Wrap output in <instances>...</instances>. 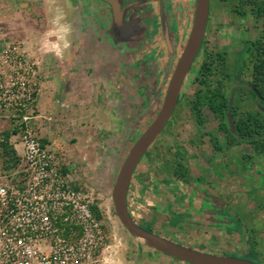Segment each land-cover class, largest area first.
<instances>
[{"label":"rangeland","instance_id":"obj_1","mask_svg":"<svg viewBox=\"0 0 264 264\" xmlns=\"http://www.w3.org/2000/svg\"><path fill=\"white\" fill-rule=\"evenodd\" d=\"M85 1L99 4L0 0V50L18 45L38 72L43 67L50 71L38 86L31 130L61 159L65 170H72L77 186L87 190L106 237L100 264H186L131 236L115 214L111 190L129 149L160 110L190 32L195 0L134 3L129 10L140 20L132 21L127 14L125 23L130 24L123 27V41L116 45L105 35L108 60L98 63L87 57V49L94 51L96 44H89V35L94 36L95 28L110 33L109 7L100 3L101 10L87 11L91 23H84L86 13L76 6L61 9ZM239 3L209 0L200 52L173 116L134 171L127 205L133 221L150 232L206 253L249 255L264 264V135L255 142L231 136L234 122L247 114L264 123V108L248 94L249 69L242 71L237 83L231 80L225 86L227 96L232 95L225 121L207 109L201 111L200 121L191 104L200 81L196 68L205 52L224 53L233 75L238 71L235 63L246 62L244 43L264 30L261 17L234 12ZM120 31L121 27L113 28L117 35ZM68 34L76 36L72 58L66 55L71 44L62 40ZM7 125L0 123V135L9 132ZM175 160L187 170L184 180L173 176ZM219 205L229 214L230 224L222 223L210 209Z\"/></svg>","mask_w":264,"mask_h":264},{"label":"built area","instance_id":"obj_2","mask_svg":"<svg viewBox=\"0 0 264 264\" xmlns=\"http://www.w3.org/2000/svg\"><path fill=\"white\" fill-rule=\"evenodd\" d=\"M38 77L18 45L0 50V122L9 131L0 135V264H100L106 237L87 190L31 130Z\"/></svg>","mask_w":264,"mask_h":264},{"label":"water","instance_id":"obj_3","mask_svg":"<svg viewBox=\"0 0 264 264\" xmlns=\"http://www.w3.org/2000/svg\"><path fill=\"white\" fill-rule=\"evenodd\" d=\"M209 19V0H195L193 20L185 46L174 66L160 110L136 139L123 161L111 190L114 211L125 230L158 253L186 264H257L253 260L206 253L145 230L130 216L127 196L134 171L151 145L164 131L180 99L181 90L204 41Z\"/></svg>","mask_w":264,"mask_h":264},{"label":"trees","instance_id":"obj_4","mask_svg":"<svg viewBox=\"0 0 264 264\" xmlns=\"http://www.w3.org/2000/svg\"><path fill=\"white\" fill-rule=\"evenodd\" d=\"M234 12L240 17H245L247 13H251V15L264 19V0H240V3L234 8ZM260 33L253 41H246L244 43L242 53L244 55L247 54L246 62L238 65L235 63L233 69H237L238 71L233 75L228 68L224 53L205 52L202 61L196 68V77L200 80L199 88L191 102L192 113L198 119L200 118V121L203 109L210 111L221 122L226 120V115L231 110L232 95L228 94L227 96L225 86L226 84H230L231 80H233V85L237 83L245 68L250 71V79L247 82L248 94L252 99L257 100L261 108H264V30ZM246 117V119L239 118L234 122V131L231 133V136L234 139L255 142V140L264 135V123L249 114ZM8 137L9 134L5 133V141ZM1 146L5 155L9 156L12 153V149L7 144H2ZM172 169L175 178L179 180L186 178L187 170L180 161L175 160ZM224 217L223 221L229 223L228 217ZM230 256L238 257L235 255ZM242 258L254 260L249 255Z\"/></svg>","mask_w":264,"mask_h":264},{"label":"crops","instance_id":"obj_5","mask_svg":"<svg viewBox=\"0 0 264 264\" xmlns=\"http://www.w3.org/2000/svg\"><path fill=\"white\" fill-rule=\"evenodd\" d=\"M97 1H99L98 2L99 4L101 3L103 5H106L107 10H108V7H109L110 14L112 15V17H110L111 18V24H110V26L112 27V29L110 28V33L108 32L107 34H103V32L101 30L95 28L94 31H92L94 33V36L89 35V37L92 38V40L89 41V44H91L93 42H95L96 44L93 47L94 48V51L91 52V51H89L87 49V51L89 53L88 54L86 52L87 55H88L87 57L90 58L91 60L94 59L93 62H97L98 63L102 59H107L108 60V55L109 54L106 53L108 51H105V49L108 47V45L106 43H104L105 41L103 39V38L106 39L105 35L107 36V39H109V40L112 41L113 44L115 42V45L117 44L118 41H123L124 33L126 32L124 28L127 27V25L130 24L129 21H128V24L125 23L127 21V20H125V19H127V14L131 15L132 21H139L140 20L139 16L137 17V16L133 15L132 13H134V12L133 11L131 12V10H129V8L132 7L134 5V3L135 4L138 3V2L140 3L141 1H139V0H130L129 3H128L129 0L128 1H126V0L125 1L124 0H97ZM88 2L89 1H85L83 4L78 3L76 5H73L72 7H68V6L61 7V9H64V10H67V9H70V8L73 9L76 6V9L81 10V11H83V12L86 13V15L84 14L86 17L83 18L84 23L85 22L91 23L94 20L87 13V11L90 12V11H92V9H94V10H101L102 9V6L99 7V4H97L96 6H98V7H96V6L94 7V6H91L92 5L91 2L90 3H88ZM126 2L128 3L129 6L126 5L127 4ZM125 11H128V12L125 13ZM125 16H126V18H124ZM65 25L66 26L70 25V22H68V23H62V26H65ZM74 26H76L75 23H74ZM99 26H100V24L97 25V27H99ZM114 27H121V31L119 32V35L115 34L116 31H115V33L113 32V28ZM95 37H97L98 39H96ZM75 38H76V36L74 37L73 34H68L67 36H65V37L63 36V38H62V40L65 39V40H67L65 42H68V43L71 44L69 46V50L66 51L67 52L66 55L69 58H72L73 56L71 54L74 55V53H75L74 48H73V43L76 42V39ZM53 41L54 42H59L60 40H59V38H57L56 40L54 38ZM111 49H113V50H111V52L115 56L119 55V52H118V50L116 48H111ZM107 60H105V63L103 65H105V64L108 63ZM40 70H41V72H39V77H38L39 87H40L41 84H44V80L46 78V75L49 74V72H50V71H48V68H44V67L42 69H40ZM42 75H44V78L42 77ZM36 99H37V96L35 97V101H34V102H36V104L33 103L34 106H36V105L38 106V102H37ZM14 115H15L14 113L13 114H10L11 117L9 119L10 120L13 119L12 117H14ZM0 123H5V122H0ZM210 199H213L216 202H220V200L217 199L216 197L215 198L214 197H211ZM210 209L212 211L216 210V217H218V219H221L222 220V223L223 222L226 223V224H230L231 223L230 222V217L228 216L229 214L225 212V209L221 205H219L218 207L213 206ZM219 209H222V210H219ZM217 211L220 212L221 214L217 213ZM224 216H227L228 217L227 220H228L229 223L223 221V219L225 218Z\"/></svg>","mask_w":264,"mask_h":264},{"label":"flooded vegetation","instance_id":"obj_6","mask_svg":"<svg viewBox=\"0 0 264 264\" xmlns=\"http://www.w3.org/2000/svg\"><path fill=\"white\" fill-rule=\"evenodd\" d=\"M187 78V77H186ZM186 80V79H185ZM185 82V81H184ZM181 96V95H180ZM180 100V99H179ZM176 110V109H175ZM175 112V111H174ZM174 114V113H173ZM173 116V115H172ZM239 257V256H238ZM242 258V257H241ZM253 261H255V260H253ZM256 262V261H255ZM257 264H259L258 262H256Z\"/></svg>","mask_w":264,"mask_h":264}]
</instances>
